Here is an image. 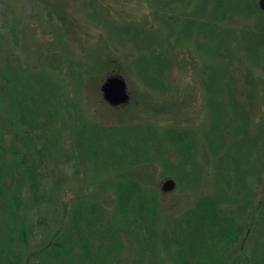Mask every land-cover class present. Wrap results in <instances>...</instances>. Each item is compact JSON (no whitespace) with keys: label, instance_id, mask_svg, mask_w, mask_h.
Returning a JSON list of instances; mask_svg holds the SVG:
<instances>
[{"label":"trees","instance_id":"1","mask_svg":"<svg viewBox=\"0 0 264 264\" xmlns=\"http://www.w3.org/2000/svg\"><path fill=\"white\" fill-rule=\"evenodd\" d=\"M40 1L54 9L47 5L57 36L51 45L68 47L67 36L75 40L79 29L94 26L109 44L119 40L125 54L131 51L130 41L145 34L153 42L137 49L140 55L132 65L147 91H165L167 72L181 66L176 60L181 49L192 45L201 51L205 58L195 70L211 95L212 122L205 142L215 157L217 189L179 217L164 210L159 190L150 185L154 171L145 167L161 150L157 133L147 125L80 121L74 129L76 139L65 151L58 127L64 110L76 108V100L67 99L64 105L54 74L21 65L24 54L21 38L16 37L19 47H7L4 54L0 48V264H264V99L260 85L251 89L257 82L255 68L264 74V12L259 0H156L153 21L167 27L166 42H174L170 52L162 45L160 53L154 44L157 36L164 40L161 29H154L150 37L131 23L112 20L104 0H58L56 6ZM244 21L250 23L243 26ZM42 50L44 45L36 49L34 61H63L59 52ZM108 50L107 45L93 50L91 61L84 58L83 70L66 74L79 94L94 85L98 69L105 77L118 73L119 60ZM145 54L148 62L140 63ZM241 87L249 94L247 107L238 99ZM253 99L256 104H250ZM256 108L262 118L251 133L246 121ZM164 138L181 154L167 176L197 182L195 132L167 130ZM63 151L65 166L74 169L75 176L94 167L112 177L107 190L90 196L80 193L69 201L60 194L50 197L44 191L47 161ZM47 200L60 204L56 220L48 224L37 216L33 222L31 211L39 213ZM29 201L30 225L28 214H23Z\"/></svg>","mask_w":264,"mask_h":264},{"label":"rangeland","instance_id":"2","mask_svg":"<svg viewBox=\"0 0 264 264\" xmlns=\"http://www.w3.org/2000/svg\"><path fill=\"white\" fill-rule=\"evenodd\" d=\"M49 1L55 5L58 0ZM104 1V7L112 20H117V22L124 24L131 23L140 33L144 30L148 31L147 33L151 34L150 37L154 36V29H161V33L165 35V41L160 36H157V42L154 45L157 46L159 53L162 45L170 52L173 46L171 48L168 47L174 42H172V39L170 42H166L169 41L167 27H163L153 21L156 17V12H154L152 4L155 5L156 0L151 2L150 0ZM47 5L40 0H0V48L2 54H4L7 52V47L8 50L17 48L21 43L24 54L23 64L21 65L27 68L30 67L32 71L46 69L54 74L53 79L58 85L60 83L61 91L64 93L62 98L64 105L67 99L72 101L75 98L76 108L74 106L64 110V119H62L60 127H58L59 140L64 150L66 151L72 147L76 139L74 129H77L80 121L81 124L95 121L103 126L126 123L136 124L138 127L139 125H147L154 129V134L157 133V138L160 139L157 145L161 146V150L158 153H153L145 167L147 170L154 171L150 177V185L159 190L162 208L179 217L187 209L192 208L199 198L215 195L217 189L214 179L215 157L211 155V151L205 142L212 122V107L208 99L211 95L205 90V85L202 84L195 70L199 63L200 67H202L201 62L205 58L201 51L197 47H192V45L181 49L176 53V60L181 66H176L171 74L167 72L170 78L168 80L169 85L165 88L166 93L163 94L165 91H158L159 93L147 91L138 77L135 67L132 65L134 57L140 55L137 49H143L146 47V43L151 45L153 42L150 43V40L144 37L145 34L142 33V37L137 38L136 41L135 39L130 41L131 51L125 54L118 46L117 41L119 40H111V42H116L115 45L109 44V39L99 36V31L94 26L89 28V30L79 29L80 33L75 35V40L72 37H66L67 43H74L75 47L73 44L72 46L67 44L68 47L62 46L60 43L51 45L50 43L54 42L57 36L54 31L52 17L47 11ZM48 6L53 12V7ZM63 6H65L64 3ZM81 12L83 13V11ZM53 16L57 17L55 14ZM5 19L7 23L4 25ZM249 23L250 21H244L242 25ZM115 28V26H112L111 29ZM16 37L21 38L20 43L15 40ZM25 41L28 46L24 45ZM42 45L45 46V50H42L44 54L49 52L57 54L59 52L63 57V61L56 64L50 62L48 65L44 64V60L43 62L34 61L36 49ZM104 45H107L111 49V51H108L118 58H113V60H119L115 71L124 76L129 88L130 103L122 109L112 107L103 100L101 86L107 77L99 69L96 75L93 76L94 85H91L90 89H86L81 94L78 93L79 91L75 84L66 78L68 77L66 74L70 69H77L78 72L80 69L83 70L84 58L87 61H91L90 56L93 50L104 47ZM24 47L27 51H24ZM48 49L49 52H47ZM147 51L148 48L145 53ZM29 56L30 58H27ZM148 56V54L142 55L141 58L143 60L140 57L138 60L140 63H147L149 60ZM255 72L257 73V82L251 89L256 90L257 86L260 85V98L263 97L264 99V74L257 68H255ZM246 91L245 87H241L238 94L240 103L245 107H247L248 102L245 99L249 97ZM249 102L250 104L253 102L256 104L255 99ZM260 118H262V115L257 108L256 111L251 110L246 121L249 132H255ZM167 130L195 132L199 143L195 156L196 165L200 172L197 182L194 180L178 182V180L167 176L170 173L168 169L171 164L175 165L181 156L180 153L178 154L175 143L167 141V138L163 139L164 132ZM65 162L64 151L56 153L53 160L47 161L49 165H47L48 175L45 177L44 191L50 197L54 196V194H60L62 199L69 201L72 196H77L80 193L90 196L97 191L96 193L102 194L101 192L105 190L107 182L113 179L107 174L97 171L94 167L90 168L87 173L84 172L75 176L73 174L74 169H67ZM163 174H165V178L162 177ZM169 179L175 181L176 187L174 190L166 192L163 190V184ZM108 193L109 198L113 197L112 191H108ZM108 197H104V199H108ZM23 208H27V210L24 209L23 214H28V225H30V201L25 203ZM59 208V202L47 200L43 202L40 209H37L39 213L35 214L33 210L31 211L32 221L35 222L37 216L38 218L43 216L46 223L51 224ZM0 241L3 240L0 239ZM28 242L30 243V238H28Z\"/></svg>","mask_w":264,"mask_h":264},{"label":"water","instance_id":"3","mask_svg":"<svg viewBox=\"0 0 264 264\" xmlns=\"http://www.w3.org/2000/svg\"><path fill=\"white\" fill-rule=\"evenodd\" d=\"M259 5L264 11V0H259ZM103 100L112 107H126L130 103V93L126 80L121 74L110 75L101 86ZM176 183L169 179L163 184V190L170 192L174 190Z\"/></svg>","mask_w":264,"mask_h":264}]
</instances>
